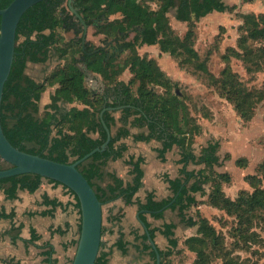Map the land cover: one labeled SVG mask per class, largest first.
Returning a JSON list of instances; mask_svg holds the SVG:
<instances>
[{"label":"trees","instance_id":"trees-1","mask_svg":"<svg viewBox=\"0 0 264 264\" xmlns=\"http://www.w3.org/2000/svg\"><path fill=\"white\" fill-rule=\"evenodd\" d=\"M10 1L0 0V8L7 6ZM65 1L67 2L41 0L26 9L20 17L15 32L14 57L4 84L0 107V121L4 134L21 150L71 163L103 143L106 139V130L102 123L104 120L111 132L106 148L94 152L87 160L77 165L95 190L101 205L117 198L128 199L142 185L139 179L125 183L115 172L106 174L110 182L105 185L101 183L105 174L103 168L107 161L120 158L127 149L125 138L132 136L136 141L145 142L157 140L160 142V146L156 148L159 155L173 145L178 146L181 149L178 176L170 178L167 174L164 175L171 195L157 200L154 191L151 190L147 191L143 200L138 198L132 203L136 205L139 217L148 228L152 239L154 240L157 232L167 239L166 248H159L156 245L160 264H171V258L178 252V238L174 232L176 224L170 221L159 227L151 226L147 214L155 219L162 218L166 208L176 210L180 221L186 226L197 225V234L186 237L185 242L188 249L195 252L192 264H206L205 251L195 245L204 241V238L214 241L217 235L208 219L200 215L197 208L202 201L197 199L195 193L205 194L204 185L209 183L210 190L204 202L232 213L238 218V225H241L257 209H264V190L255 189L247 193L242 189L236 198H230L224 193L221 183L229 181V172L214 170L215 165L221 164L217 155L219 140L208 139L198 153L193 151L194 137L200 132V124L180 94L175 90L169 91L172 85L173 87L176 85L172 78L165 74L154 58L140 56L136 52V45L158 44L161 52H167L174 57L188 51L192 58L199 60L197 52L186 42L191 29L180 38L174 33L167 14L176 6L174 17L181 21H190L192 24L191 20L197 21L211 10L225 11L229 6L224 0H178L177 4L176 0H161L154 9L147 6V3L154 0H72L78 13L87 23H93L94 32L103 34L104 39L132 27L136 30L133 41L126 44L130 56L123 65H117L116 55L106 56L104 52L84 53L79 38L57 33L58 27L65 31L69 28L67 19L70 15ZM115 13H119L120 16L109 19V16ZM101 18L103 19L101 23L94 22ZM37 26L40 27V31L36 30ZM139 29L142 31H138ZM76 45V49L72 47ZM68 51L71 53L69 59ZM52 56H57L59 62L66 58L67 60L63 64L57 62L55 69L42 80L25 79L24 70L28 61L44 63ZM178 64L181 65V61ZM84 66L99 78L104 86L103 91L100 92L87 84ZM124 66L131 75L127 81L120 78ZM195 67L208 73L202 61H197ZM54 84L56 87L50 94L49 102L42 109L40 106L42 92L47 86ZM133 84H136L134 89ZM241 85L236 81L228 82V87L244 90ZM155 86L164 88V93L158 92ZM227 99L237 105L232 98ZM115 112L118 113L117 117L114 115ZM239 112L242 114L244 111ZM131 128L138 130L131 132ZM229 157V153H225L223 159ZM242 160L244 159L241 157L236 158L235 164L241 166ZM139 161L140 159L130 160V164L136 167ZM189 163L204 164L205 167L197 170L188 169ZM8 166L7 162L0 159V169ZM43 179L63 185L68 201L63 205L57 197L50 198L45 194L43 204L51 207L42 211V214L49 215L58 206H64L65 209L71 205L72 209L77 211L80 220L76 194L54 179L35 173H23L0 178V188L4 189L8 198H13L17 189L34 192ZM191 207H196L194 215L188 213ZM13 216V211L6 212L0 209V217L11 220ZM112 220L117 224L121 220V215H114ZM103 232L104 225L101 235ZM118 234L116 245L125 252L126 242L123 241V231L120 227ZM138 238L151 264H155V251L148 242L144 229ZM76 240L77 238H73L71 244L75 246ZM101 246L102 241L94 264H107L106 253L101 250Z\"/></svg>","mask_w":264,"mask_h":264},{"label":"rangeland","instance_id":"rangeland-1","mask_svg":"<svg viewBox=\"0 0 264 264\" xmlns=\"http://www.w3.org/2000/svg\"><path fill=\"white\" fill-rule=\"evenodd\" d=\"M160 2L161 0H154L147 3V6L155 9ZM224 2L229 9L211 10L197 21L191 20L192 24L190 21H181L174 17L176 6L167 14L174 33L180 38L191 29L186 42L197 52L199 60L192 58L188 51L182 52L178 57L161 52L158 44L136 45V52L140 56L154 58L165 74L176 83L169 91L175 90L180 94L201 126L198 134L200 143L193 146V149H200L208 139L213 138L219 140L218 149L229 151L235 159H244L240 163L241 166L231 161L226 163L223 159L220 165L215 166L218 172H229V181L221 183L222 189L230 198H236L242 189L247 193L255 189L264 190V0ZM64 4L66 5V1ZM119 16V13H115L110 15L109 19ZM36 30L41 29L37 26ZM57 31L67 37L73 35L71 31L62 30L61 27H58ZM94 31L93 27H88L86 41L92 45L102 44L103 34H96ZM72 47L76 49L77 45ZM70 56L68 51L67 58ZM129 56L130 51H123L116 55L115 63L123 65ZM186 56L191 58H185ZM67 58L59 62L57 56H52L45 64L28 62L27 74L40 79L46 72L51 71L57 62L63 64ZM180 61L181 65L178 64ZM197 61L206 65L208 73L195 67ZM129 76L131 75L124 66L120 78L127 81ZM92 81H95L98 88L99 78L95 79L91 74L87 84L91 86ZM229 81L241 83L244 90L228 87ZM134 87L136 84L132 85V89ZM155 89L160 93L165 91L161 86H155ZM226 97L235 100L237 105ZM239 110L244 112L240 114ZM114 115L117 117L118 113L115 112ZM137 130L131 128L132 132ZM204 136L210 137L206 139ZM195 138L196 136L194 140ZM146 146L150 148L151 144ZM204 188L205 194L195 193L197 199L202 201L197 209L215 228L217 235L214 241L204 238V241L195 245L205 251L206 264H264V209H257L249 219L238 225L235 215L204 202L210 190L209 183L205 184ZM109 205H102L104 226L107 225ZM70 209L69 215L73 219L76 216L75 219L79 222L77 211ZM195 210L196 207H191L188 213L194 215ZM133 219L131 215L124 222L132 225ZM177 224L178 252L171 258V264H192L195 252L188 249L185 239L197 234V225L187 229L184 222ZM77 236L75 229V238Z\"/></svg>","mask_w":264,"mask_h":264},{"label":"crops","instance_id":"crops-1","mask_svg":"<svg viewBox=\"0 0 264 264\" xmlns=\"http://www.w3.org/2000/svg\"><path fill=\"white\" fill-rule=\"evenodd\" d=\"M28 62L31 64L47 63V61L44 63ZM28 62L24 70V77L26 76L27 79L42 80L55 67L53 66L51 71L46 72L42 78L36 79L27 74ZM92 74L95 76L94 73ZM55 87L56 84L47 86L42 92L40 100L42 109L49 102L50 94L53 93ZM209 137L205 138L208 139ZM124 141L127 144V149L120 158L107 161L103 168L105 174L101 183L105 185L110 182L106 174L115 172L125 183L139 179L142 185L128 199L117 198L108 202L110 205L107 209V225L104 226V232L101 235V250L106 253L107 264H151L147 252L143 251L140 245L141 240L138 236L142 233L143 228L136 218L138 211L132 201L138 198L143 200L147 191L151 190L154 191L157 200L171 195L168 183L164 180V175L167 174L170 178L178 176L181 166L178 163L181 149L173 145L162 155H159L156 148L160 146V142L157 140L136 141L132 136H129ZM199 143L200 137L197 135L193 146ZM146 144H151V147H147ZM193 151L198 153L200 149H193ZM221 153L223 154L219 157L220 163H222L221 159H223L225 153H229L230 157L223 159V161L235 163V158L229 151L218 149L217 155L220 156ZM138 159L140 161L136 167L130 164V160L136 161ZM215 166L214 170H216ZM204 167V164L196 165L192 163L187 166L188 169L195 170ZM45 194L50 198L57 197L63 205L68 201L66 188L47 179H43L34 192L17 189L13 198H8L4 189L0 188V209L2 208L6 212H14L11 220L0 217V264H70L75 251V246L71 244V241L75 238V229H77L76 216L73 219L69 215L71 214V205L65 207V209L64 206H58L49 215L42 214V211L51 207L43 204ZM196 197L198 198L197 195ZM117 214H122V216L121 220L115 224L112 217ZM131 215L134 217V223L128 225L124 221ZM147 220L151 226L156 227L161 226L164 222L172 221L176 224L174 232L175 236L177 235V223L180 222V219L176 210L166 208L163 211V217L158 219L147 214ZM119 227L123 231V241L126 242L125 252H122L116 245L119 239ZM186 227L189 229L188 226ZM154 242L159 248L167 247V239L159 232L156 233Z\"/></svg>","mask_w":264,"mask_h":264},{"label":"water","instance_id":"water-1","mask_svg":"<svg viewBox=\"0 0 264 264\" xmlns=\"http://www.w3.org/2000/svg\"><path fill=\"white\" fill-rule=\"evenodd\" d=\"M39 1L41 0H11L7 6L0 8V107L4 84L8 78L14 57L17 24L26 9ZM71 2L72 0H67L70 10L83 26L81 37L83 46L85 44L87 24ZM84 71L85 76L89 73L91 77L92 73L90 71L86 70V68ZM86 81H88L87 77ZM100 85L103 86L102 83ZM102 123L106 130V139L103 143L98 147H94L74 162L64 163L14 146L4 134L0 121V159L9 164L8 167L0 169V178L23 173L39 174L42 177L51 178L66 185L78 198L80 222L75 251L70 264H94L100 248L102 205L96 196L95 190L79 171L77 165L87 160L94 152L102 151L106 148L111 132L104 120H102ZM136 218L144 229L148 242L155 251V264H160L158 248L150 236L145 223L140 219L139 212H137Z\"/></svg>","mask_w":264,"mask_h":264},{"label":"flooded vegetation","instance_id":"flooded-vegetation-1","mask_svg":"<svg viewBox=\"0 0 264 264\" xmlns=\"http://www.w3.org/2000/svg\"><path fill=\"white\" fill-rule=\"evenodd\" d=\"M68 9H69V12H68L69 14L68 15H70V17L67 19V23H68V26H69L68 30L72 32V34H73L72 36H75L77 39L79 38L80 44H81V37H82V31H83L82 23L75 16V14L70 10L69 6H68ZM76 10H77V8H76ZM102 21H103V19L101 18V20H99V21L96 20L94 22L101 23ZM86 24H87V30H88V27H90V26L93 27L94 30H95V25L93 23H87L86 22ZM138 31H142V30L139 29ZM136 33H137L136 30L132 27V28H130V29L124 31V32H120L117 35L112 36L110 38H106V39L103 38V41H102L103 43L102 44H98V45H92L91 43H88L86 41V37H85V44L83 46L81 44V48H82V51L84 53L87 52L88 54L89 53L96 54V53H99V52H104L106 54V56H110L112 54L118 55L119 53H121V52H123V51H125L127 49L126 48V44L131 42V41H133V38H135ZM86 73H87V71H86ZM86 77H87V80L89 78L91 79L89 73L87 74ZM94 78L97 79L98 77H94ZM91 86L94 89H96V90H98L100 92L103 91V88H104V86H101V85H99V87L96 88L95 81H92Z\"/></svg>","mask_w":264,"mask_h":264}]
</instances>
